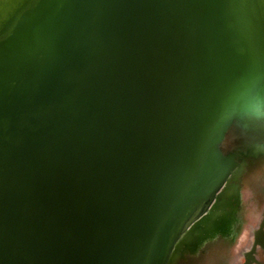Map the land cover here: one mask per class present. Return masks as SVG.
<instances>
[{
  "label": "water",
  "instance_id": "1",
  "mask_svg": "<svg viewBox=\"0 0 264 264\" xmlns=\"http://www.w3.org/2000/svg\"><path fill=\"white\" fill-rule=\"evenodd\" d=\"M4 7L0 264H164L228 129L264 122L258 0Z\"/></svg>",
  "mask_w": 264,
  "mask_h": 264
},
{
  "label": "bare ground",
  "instance_id": "2",
  "mask_svg": "<svg viewBox=\"0 0 264 264\" xmlns=\"http://www.w3.org/2000/svg\"><path fill=\"white\" fill-rule=\"evenodd\" d=\"M12 2L13 0H0V13L4 6ZM258 5L264 21V0H258ZM237 157L236 154H231L230 162L183 215L173 233L164 264H179L185 261L187 257L198 252L208 240L221 233L224 224L227 225L228 216L224 217L227 208L225 200L229 196L228 191L233 189V183L229 179L235 182L236 173L241 169L234 161Z\"/></svg>",
  "mask_w": 264,
  "mask_h": 264
},
{
  "label": "rangeland",
  "instance_id": "3",
  "mask_svg": "<svg viewBox=\"0 0 264 264\" xmlns=\"http://www.w3.org/2000/svg\"><path fill=\"white\" fill-rule=\"evenodd\" d=\"M247 124V125H246ZM264 138V122H247L238 120L226 132L220 146L219 151L223 156L231 155L233 152L243 150L247 145ZM262 160H257L256 165L245 174L240 190L244 198V205L251 209L260 202L262 211H264V168L258 166ZM250 191H252L250 193ZM250 229H245L238 236L237 242L231 244L228 239H216L213 243L207 244L204 254L194 259H188L179 264H224L229 255L232 257L240 256L242 252L249 246ZM240 262V261H239ZM238 261L235 264L239 263ZM241 263H244L242 258Z\"/></svg>",
  "mask_w": 264,
  "mask_h": 264
},
{
  "label": "flooded vegetation",
  "instance_id": "4",
  "mask_svg": "<svg viewBox=\"0 0 264 264\" xmlns=\"http://www.w3.org/2000/svg\"><path fill=\"white\" fill-rule=\"evenodd\" d=\"M238 157L234 160L237 165L240 166V170L236 173V181L233 182L231 178L229 181L233 183V189L229 190V196L225 200V204L227 206L226 211L224 213V217L228 216V223L224 227L221 233L214 236L210 240H208L198 252H196L193 256L187 257L186 260L194 259L197 256H201L204 254V247L207 244L213 243L216 239H228L231 241V244L237 242L238 236L245 229H250V237H249V246L242 252L241 257H232L229 255L227 259L224 261V264H235L236 261L242 260L244 258V254L247 253L253 243V234L259 229V226L264 220V211H262V204L260 202H256L253 208L249 209L244 205V198L240 190V184L248 171L254 167L257 163V160H262L258 166L264 168V138H259V140L249 144L243 150H238L233 152ZM264 180V176H263ZM252 191H250L251 193ZM264 195V188L262 190ZM255 262L251 264H264V252L258 248L254 254ZM240 262L238 264H240ZM183 263V262H182ZM245 263V258H244ZM241 263V264H244Z\"/></svg>",
  "mask_w": 264,
  "mask_h": 264
}]
</instances>
